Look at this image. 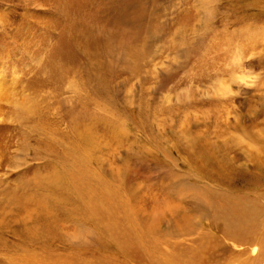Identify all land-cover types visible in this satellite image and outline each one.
Segmentation results:
<instances>
[{"label":"rangeland","instance_id":"rangeland-1","mask_svg":"<svg viewBox=\"0 0 264 264\" xmlns=\"http://www.w3.org/2000/svg\"><path fill=\"white\" fill-rule=\"evenodd\" d=\"M1 85L0 264H264V0H0Z\"/></svg>","mask_w":264,"mask_h":264},{"label":"bare ground","instance_id":"bare-ground-1","mask_svg":"<svg viewBox=\"0 0 264 264\" xmlns=\"http://www.w3.org/2000/svg\"><path fill=\"white\" fill-rule=\"evenodd\" d=\"M125 41L126 42H124L123 44H124V47H126L127 49L129 48V47H131V46H129V44H130V42L129 41H127L126 39H125ZM122 43V42H121ZM131 45V44H130ZM132 49V48H131ZM124 53H125V51H124ZM128 53V52H127ZM126 54V53H125ZM124 60L126 61V62H124L123 64H130L131 65V63H132V60L130 59V58H128V57H125L124 58ZM127 66V65H126ZM128 67V66H127ZM4 89H3V87H2V85L0 86V98L3 96V95H5L4 93ZM17 105H18V102H17ZM19 105H20V102H19ZM23 108V107H22ZM22 108L20 107H18V109H19V111H22ZM193 206V205H192ZM254 250V249H253Z\"/></svg>","mask_w":264,"mask_h":264}]
</instances>
